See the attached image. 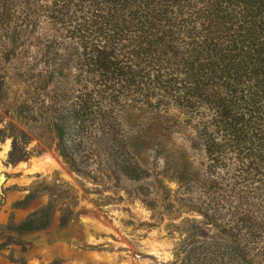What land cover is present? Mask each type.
Wrapping results in <instances>:
<instances>
[{"label":"rangeland","instance_id":"rangeland-1","mask_svg":"<svg viewBox=\"0 0 264 264\" xmlns=\"http://www.w3.org/2000/svg\"><path fill=\"white\" fill-rule=\"evenodd\" d=\"M23 9L0 0V264H207L210 245L231 243L211 222L217 218L256 242L254 258L263 262L256 177L242 172L250 177L243 187L231 166L208 160L198 137L204 119L171 103L121 108L130 149L148 173L125 176L61 102L62 95L68 105L79 88L70 64H62L67 59L56 67L69 73L67 82L61 72L60 83L37 78L47 39L64 31L43 9L25 29ZM44 207L46 227L17 232Z\"/></svg>","mask_w":264,"mask_h":264},{"label":"trees","instance_id":"trees-1","mask_svg":"<svg viewBox=\"0 0 264 264\" xmlns=\"http://www.w3.org/2000/svg\"><path fill=\"white\" fill-rule=\"evenodd\" d=\"M15 3L26 13V22L20 24L25 29L35 25L38 10L43 9L64 31L60 38L47 39V59L40 58L43 65L37 78L53 82L61 72L60 78L67 82L69 73H56L58 61L67 59L62 64H70L79 88H70L75 95L68 105L62 95L61 102L73 110L81 134H94L113 167L130 178L148 174L130 149L120 109L171 103L204 119L198 137L210 162L231 166L243 187L247 175L256 177L258 207L264 210V0ZM59 50L66 52L63 58ZM242 172L247 175L242 177ZM30 197L28 192L25 200ZM23 204L17 201L14 206ZM49 217L44 207L15 228L41 229ZM215 220L211 222H218L231 243L210 245L205 263L264 264L254 258L260 250L256 242L240 237L232 221Z\"/></svg>","mask_w":264,"mask_h":264}]
</instances>
